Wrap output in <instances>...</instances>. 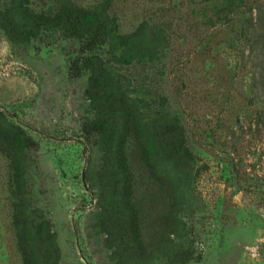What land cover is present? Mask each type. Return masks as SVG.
Wrapping results in <instances>:
<instances>
[{
	"label": "rangeland",
	"instance_id": "374dc122",
	"mask_svg": "<svg viewBox=\"0 0 264 264\" xmlns=\"http://www.w3.org/2000/svg\"><path fill=\"white\" fill-rule=\"evenodd\" d=\"M102 1L28 7L50 16L67 2ZM223 2L109 0L120 34L143 22L164 31L120 74L136 93H161L167 107L152 114L176 117L189 149L179 157V138L163 129L147 153L127 145L139 229L138 244L128 246L98 138L82 132L94 111L85 71H69L79 40L40 29L16 42L0 27V115L27 141L14 151L0 146V264H22L11 220L13 162L29 221L53 234L57 264H264V0L231 13Z\"/></svg>",
	"mask_w": 264,
	"mask_h": 264
},
{
	"label": "trees",
	"instance_id": "16d2710c",
	"mask_svg": "<svg viewBox=\"0 0 264 264\" xmlns=\"http://www.w3.org/2000/svg\"><path fill=\"white\" fill-rule=\"evenodd\" d=\"M28 1L9 0L0 10V27L16 42L30 41L40 29L57 31L63 37L79 40L80 47L69 71L74 77L85 71V95L94 111L93 120L82 125V132L85 136L98 138L107 179L122 206L120 216L129 236L125 245L138 244L137 211L130 201L132 174L126 154L127 145L135 142L147 153V149L160 140V134L172 133L180 140L179 146L174 149L179 157L188 155L189 151L178 119L166 118L170 117L168 113L164 119L152 114V108L165 105L161 93L146 89L143 93H136V89H129V83H123L120 74L123 64L141 60L145 47L147 51L149 46L162 39L164 31L159 23L143 22L134 32L120 34L116 18L109 13V0L88 8L67 2L50 16L30 11ZM245 4L246 0H225L220 5L231 13L245 7ZM108 55H111L112 63H109ZM139 105L146 107V112H140ZM161 129L164 131L159 134ZM26 143L22 131L5 125L0 115V146L3 144L14 151L22 149ZM22 195L20 168L17 162H13L9 196L12 227L21 263L57 264L51 257L57 252L53 234L39 231V225L29 221Z\"/></svg>",
	"mask_w": 264,
	"mask_h": 264
}]
</instances>
